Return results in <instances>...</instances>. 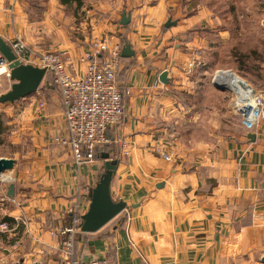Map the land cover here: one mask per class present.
Masks as SVG:
<instances>
[{
  "label": "crops",
  "instance_id": "0c3cea01",
  "mask_svg": "<svg viewBox=\"0 0 264 264\" xmlns=\"http://www.w3.org/2000/svg\"><path fill=\"white\" fill-rule=\"evenodd\" d=\"M250 2L254 11L256 1ZM210 16L202 0H85L77 11L60 0H0V37L10 46L21 38L30 47L40 43L45 52H68L77 77L84 75L80 60L91 42L112 36L111 48L120 47L118 83L125 91L122 123L109 131L97 160L82 164L54 142L66 123L52 76L24 99L33 147L20 161L14 196L9 186L6 198L0 197V223L6 216L14 221L6 233L0 229V264H59V239L51 232L70 224V210L80 217L88 212L105 153L118 162L112 199L128 209L99 231L77 235L83 260L264 264V119L254 131L233 120L220 122L222 93L195 84L190 74L209 36ZM169 19L176 26L167 28ZM228 33L219 32L223 44ZM126 45L134 53L128 58L122 57ZM8 73L0 65V85ZM208 97L216 103L209 105ZM8 199L16 204L4 205Z\"/></svg>",
  "mask_w": 264,
  "mask_h": 264
},
{
  "label": "built area",
  "instance_id": "2783aa9c",
  "mask_svg": "<svg viewBox=\"0 0 264 264\" xmlns=\"http://www.w3.org/2000/svg\"><path fill=\"white\" fill-rule=\"evenodd\" d=\"M112 39V36H107L91 42L90 49L80 60L86 64L81 77L75 76L73 62L66 51L45 52L40 43L30 47L21 38H17L11 45L22 63L31 61L38 67L45 68L47 74L52 76V83L61 98L66 123L64 134L55 137L54 142L70 148L77 164L95 162L97 150L109 143V131L119 126L124 118V95L118 83L121 53L119 46L111 48ZM225 74L236 75L231 71H219L214 80ZM219 82L227 85L234 93V111L242 125L248 131H254L264 119V90L254 88L253 93H242L224 81ZM129 91L126 88V93ZM45 106L44 101L40 102L41 110ZM123 146L127 147L125 142ZM152 149L165 160H171L160 149ZM7 202L16 204L14 199H8ZM69 213L74 214L70 224L51 232L54 238L59 239V264H115L109 258L85 261L77 255L76 241L77 235L82 232V219L73 210ZM0 229L7 231L8 225L0 223Z\"/></svg>",
  "mask_w": 264,
  "mask_h": 264
},
{
  "label": "rangeland",
  "instance_id": "374dc122",
  "mask_svg": "<svg viewBox=\"0 0 264 264\" xmlns=\"http://www.w3.org/2000/svg\"><path fill=\"white\" fill-rule=\"evenodd\" d=\"M26 1L30 4L35 0ZM202 1L205 2L211 15V21L209 20L207 24L209 33L207 41L190 72L196 79L195 84L201 81L202 86L206 84L210 89L220 91L213 86L216 74L219 71H231L254 88L264 90V0H255L256 9L254 11L248 9L247 4L252 3L251 0H228L226 3L219 2V0ZM233 7L239 11L232 13ZM249 13H253L251 17ZM223 29L229 31L224 44L219 34ZM5 77V82L0 85V91L3 94L10 91L13 85L10 78L6 75ZM48 77L50 76L45 77V82L43 81L41 87H45ZM53 87L56 89L54 84ZM220 93H222L220 96L224 98L219 99L218 105L219 112L223 114L221 118L218 116V120L222 122L223 119L224 124L225 122L231 123L233 120L234 124L241 125L240 118L234 111V93L232 91H220ZM24 99L14 103L0 104L2 121L6 127L4 144L0 146V158L19 160L18 167L8 172L6 177L0 176V197L3 199L7 196L6 189L17 183L20 161L25 159L33 147L32 131L27 125L30 120L24 115L29 101H24ZM44 101H47V98ZM216 101L217 99L208 97L209 105H214ZM205 117L211 120L209 113ZM212 117L211 122H215V114ZM209 131L210 127L207 133ZM2 203L6 206L8 204L6 201Z\"/></svg>",
  "mask_w": 264,
  "mask_h": 264
},
{
  "label": "water",
  "instance_id": "95a60500",
  "mask_svg": "<svg viewBox=\"0 0 264 264\" xmlns=\"http://www.w3.org/2000/svg\"><path fill=\"white\" fill-rule=\"evenodd\" d=\"M129 19L123 16V24L127 25ZM177 22L168 20L167 28L176 26ZM0 65H6L9 71V78L13 82L12 88L7 93L0 96V104L14 103L26 97L32 96L38 92L43 83L47 70L31 64H24L17 59L12 48L0 37ZM129 45H126L122 51V57L133 56ZM213 86L220 91H231V89L214 80ZM244 92H255L254 87L247 81L243 83ZM263 95H264V91ZM248 138L255 140L256 135L249 134ZM105 161L104 172L100 176L96 186L90 190V206L88 212L81 217V231L83 233H95L111 222L114 218L128 209L124 202H114L111 196V181L118 167V162L110 160L109 154L102 155ZM18 162L15 159L0 158V175L6 171H13ZM8 195L14 196V185H10ZM264 262V258H263Z\"/></svg>",
  "mask_w": 264,
  "mask_h": 264
},
{
  "label": "trees",
  "instance_id": "16d2710c",
  "mask_svg": "<svg viewBox=\"0 0 264 264\" xmlns=\"http://www.w3.org/2000/svg\"><path fill=\"white\" fill-rule=\"evenodd\" d=\"M84 2H85V0H60V3L62 5H67V6L75 5V10L76 11L79 10V9H81L84 6ZM37 18L40 19V16L37 17ZM122 91H123V95H124L125 91L124 90H122ZM5 133H6V127L3 124L2 115L0 113V146L4 144V136H5ZM101 148L97 150V153H96L97 156H99V153H100ZM105 154H108V153H105ZM2 222L3 223H7L10 229L13 228L14 221H13L12 218L6 216V217L2 218ZM23 228L24 227L22 225H20L16 229V236L14 238H12L11 241H10V244L11 245H13L16 240H18L19 235L23 231Z\"/></svg>",
  "mask_w": 264,
  "mask_h": 264
},
{
  "label": "bare ground",
  "instance_id": "6f19581e",
  "mask_svg": "<svg viewBox=\"0 0 264 264\" xmlns=\"http://www.w3.org/2000/svg\"><path fill=\"white\" fill-rule=\"evenodd\" d=\"M219 80L224 81L225 83H227L228 85L233 87L234 90H236V91L239 90L240 92L244 93V89H243L244 80H242L238 76L231 75V74H225L224 76H220V78L218 76L216 82L219 83ZM8 172H10V171H6V172L2 173L1 175L8 173Z\"/></svg>",
  "mask_w": 264,
  "mask_h": 264
}]
</instances>
